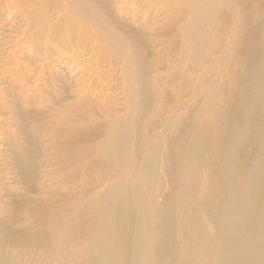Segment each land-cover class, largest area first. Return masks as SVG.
Segmentation results:
<instances>
[{"label": "rangeland", "instance_id": "1", "mask_svg": "<svg viewBox=\"0 0 264 264\" xmlns=\"http://www.w3.org/2000/svg\"><path fill=\"white\" fill-rule=\"evenodd\" d=\"M193 2L0 0L3 263L136 264L133 221L142 209L161 237L144 242L153 255L140 254L141 263H211L186 256L188 227L177 212L195 220L209 248L210 210L222 208V188L210 180L242 113L234 96L246 60L262 54L264 0H208L199 15ZM198 17L206 33L190 49L187 28ZM252 144L234 149L233 174L250 177ZM113 223L119 230L108 238L101 232ZM108 241L119 244L117 256ZM159 247L164 257L150 261Z\"/></svg>", "mask_w": 264, "mask_h": 264}, {"label": "bare ground", "instance_id": "2", "mask_svg": "<svg viewBox=\"0 0 264 264\" xmlns=\"http://www.w3.org/2000/svg\"><path fill=\"white\" fill-rule=\"evenodd\" d=\"M195 1L196 2H193L195 4V6L193 7V11H194L195 15H199L201 10L206 8L208 0H195ZM94 20H96V19H94ZM187 32L189 34H192L190 37H188V41H187L190 49H197L198 48V38H202L206 33L205 23L203 22L202 19H199V17H198L197 20H195L194 23H192L187 28ZM263 42H264V40H263ZM259 49H263V50H262V54L258 60L257 59H253V60L247 59L246 60L247 64H246L245 70L243 71V74H242V75H244V77H246V79L244 81L243 80L241 81V84L238 87V94L236 97L234 96V105H236L237 107L238 106L241 107L242 113L239 114V116H237V120L233 119L230 122L232 131L230 134V138L224 142L225 145L223 146V148L221 147L222 148V154H221L219 161L217 160L219 162L218 165H215V163H213L214 161L212 159V164L217 166V169H216L215 173L212 172L214 174L212 176V179L210 180L211 181L210 185H214V186H218V187L222 188L221 191H217V192H221V193H219L220 194L219 198L221 199V207L222 208L219 209L218 211H216V209H215V211L210 210V213L212 215V219H214V222H215L216 238L210 243L209 248H205V246H204L205 245L204 244V241H205L204 240V234H201L200 227L197 226V223L195 222V220L193 218L188 219V218H184L182 216L183 215L182 212L184 211L183 210L184 208L180 212H177L178 216L181 217L180 226L188 227V229H187L188 231H186L185 235H184V237L186 239V242H185L186 243V248H185L186 256L187 255L191 256L193 254V255H200L202 257L204 256L203 258H205V255H207V257H209L208 255H210V258H212V261L209 260V262L211 261L210 264H264V43H262V45L259 46ZM254 94H256L257 97ZM253 95L255 97H253ZM256 105L258 107L257 109H259L260 111L255 113ZM115 137H116L115 140L118 143H120L121 142L119 139L120 138V132H116L114 135V138ZM199 139H201V138H199ZM250 143L251 144L253 143L252 145H255L257 147L256 152L253 155H251L250 163L247 166L249 169V173H250L249 176L250 177L248 178V176L247 177L243 176L241 173L233 174V169H234L235 165L232 162H234L235 160L231 159V158L235 157L234 154H235L236 150H234V149L238 146L239 147H241V146L245 147L247 144H250ZM234 144H236V145H234ZM197 145H198V142H197ZM248 147H249V145L247 146V148ZM236 149L239 150L238 148H236ZM245 151H247V150L245 149ZM245 155H246V153H245ZM119 156H120V154H119ZM202 158L203 157H201V159ZM217 158H218V156H217ZM239 164H240V162H239ZM239 164H238V166H239ZM187 165H188V163H187ZM207 165H209V164L207 163ZM213 166L211 165V167H213ZM244 168H246V166ZM195 169H197V168H195ZM240 169H242V168H240ZM176 171L178 172V170H176ZM176 171H175V173H176ZM142 174L144 175V173H142ZM142 174H141V176L139 175V177L136 180L137 186L139 185V183L142 179V176H143ZM174 177H175V179H177L176 176H174ZM183 177L184 176H182L181 178H183ZM178 178H179V176H178ZM195 178H197V177H195ZM179 183H181V185L184 186L188 182L182 180ZM191 186L192 185H190V187ZM185 187H186V185H185ZM193 187L195 188V186H193ZM138 188H140V186H138L137 189ZM194 188H192V190ZM182 189H183V187H182ZM184 191H185V189H184ZM193 191L191 193H193V194L196 193L195 192L196 189L194 192ZM215 191L209 192L210 194H208V195L204 194L205 195V201L204 202H206L207 205H208L210 198L212 196L216 195ZM114 192H116V191H114ZM197 192H199V191H197ZM113 197L114 196H109L106 201L109 202V204L114 205V207H116L118 203L115 202V199ZM214 197H216V196H214ZM217 198H218V196H217ZM217 198H215V200ZM106 201L104 203H106ZM170 201H171V199H170ZM253 201H255V203H253ZM178 202H181V201H179V199H178ZM191 203H193V202H191ZM211 203H209V204H211ZM206 204H204V205L206 206ZM253 204H255L256 206H254ZM181 205H182V203H181ZM114 207H112V208L116 209ZM193 207H194V204H193ZM107 208H109V207L107 206ZM141 209H142V207H141ZM141 209H139V210H141ZM209 209H211V208H209ZM105 213L102 216H104ZM160 213H162V212H160ZM133 214L135 215V213H133ZM116 215H118V214H116ZM141 216L139 215L138 217H140V218L136 219L138 221H133L134 225L136 227V231L134 230L135 234H133V235H135V241H134V243H131V245L133 244L134 248H136V252L138 251L137 253L134 254V259H133V260H135L136 264H144V262L146 261L145 260L143 263L140 262V260H139L140 254L142 255V257H147V254H150V256L153 255L152 251L149 250V248L151 246L149 247L147 245L149 247L148 248L149 251L146 250L147 247L145 248L143 246L144 242L148 240V242L151 243L155 238L159 239L161 237L160 233H157V231L153 230V228H157V227H154V226L152 227V226H150V224H147L150 217H149L146 209H142ZM164 216H166L165 213H164ZM195 216H196V214H195ZM152 217H154V216H152ZM154 218H153V220H154ZM104 219H105V216H104ZM173 219H175V218H173ZM114 220L116 221V219H114ZM150 221H151V219H150ZM123 222H121V223L123 224ZM114 225H115V223H113V225H110L108 227H104L106 229L102 228L103 230L101 233L103 235H108V238L111 235H114V234L116 235L118 228L117 229L114 228ZM120 227H121V225H120ZM177 228L180 230L179 227H177ZM121 231H123V228ZM127 232H129V231H127ZM176 232H179V231H176ZM122 233H124V232H122ZM115 235H114V237H115ZM123 237H125V236H123ZM119 238H120V236H119ZM167 239H169V238H167ZM128 240L129 239H127V242H128ZM105 241H106V238H105ZM121 241L123 242V240H121ZM125 241H126V239H125ZM207 241H209V240L207 239ZM106 243H104V244L106 245ZM108 243H109V244H107L108 245V248H107L108 253L111 256H112V254L115 253L117 256V252L121 250V249L118 250L119 244L116 243L117 245H110L109 241H108ZM127 245H129V244H127ZM127 245H126V247H127ZM179 245H177V246H179ZM152 246H153V244H152ZM192 247L195 249H193ZM132 248L133 247H131V249ZM182 248H184V247L182 246ZM152 250H153L154 256L152 257V259L150 261L154 262L155 258L157 260H160L164 257L166 249L159 247V248H152ZM104 251H105V249H104ZM131 251H133V250H131ZM108 253H107V255H109ZM130 253H132V252H130ZM120 255L121 254H119V256ZM115 258H111V259L115 260ZM117 258H119V257H117ZM203 258H202V260L204 261ZM97 259H99V258H97ZM193 259H196V258H193ZM168 260H169V258H168ZM116 261H117V259H116ZM173 261H175V259ZM1 263H3V261L0 259V264ZM114 263L116 264V262H114ZM3 264H6V263L4 262ZM99 264H102V263L99 262ZM133 264H135V263L133 262ZM145 264H150V263H145ZM196 264H197V262H196Z\"/></svg>", "mask_w": 264, "mask_h": 264}]
</instances>
